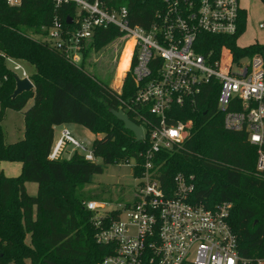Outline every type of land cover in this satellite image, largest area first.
<instances>
[{
  "label": "trees",
  "instance_id": "16d2710c",
  "mask_svg": "<svg viewBox=\"0 0 264 264\" xmlns=\"http://www.w3.org/2000/svg\"><path fill=\"white\" fill-rule=\"evenodd\" d=\"M136 6L142 15L135 23L147 26L150 7L140 1ZM56 14L65 25L63 10L57 13L50 0H23L20 7H10L0 0V121L7 110L23 112L29 100H34L23 113L21 140L7 143L0 125V264H100L113 249L97 243L94 213L85 206L92 200L83 189L110 165L134 161L133 176H141V154L149 148L148 135L137 142L111 113L121 110L143 126L127 108L134 96L130 78L118 93L109 83L90 75L83 65L72 64L39 39ZM246 19L243 10L235 36L202 34L199 40L203 51H213L218 58L226 47L236 61L256 54L264 56V46L238 44ZM118 37L115 28L98 31L84 52V61L92 50L99 51ZM127 56L128 47L120 62V77L128 67ZM9 58L35 68L30 76L34 91L15 99L16 75L8 67ZM217 97L216 89L210 87L198 98L196 108H174L172 122L191 120L193 128L183 148L158 156L160 179L167 188L178 173L195 176V201L211 209L230 203L229 223L238 236L240 254L264 259V172L256 170L257 147L244 133L225 130ZM66 124L82 126L101 136L92 144L100 163L88 162L78 153L70 159L49 160L55 127ZM2 162L22 163L21 174L6 176ZM27 183L38 185L37 195L28 193Z\"/></svg>",
  "mask_w": 264,
  "mask_h": 264
},
{
  "label": "built area",
  "instance_id": "2783aa9c",
  "mask_svg": "<svg viewBox=\"0 0 264 264\" xmlns=\"http://www.w3.org/2000/svg\"><path fill=\"white\" fill-rule=\"evenodd\" d=\"M50 1L57 13L63 10L65 25L56 14L41 40L72 64L81 66L87 46L102 29L115 28L131 45L128 67L113 89L121 93L125 81L132 80L134 96L127 108L143 122L149 148L141 154L144 170L134 177L137 190L130 202L114 209L97 201L85 205L94 213L97 243L113 249L100 264H264L263 258L240 254L229 223L230 203L211 209L195 201L193 175L178 173L165 188L157 163L160 154L183 148L193 128L191 120L172 122L174 108H196L211 87L225 130L247 136L257 147L256 170L264 172V56L236 61L224 47L216 58L213 51H203L199 40L202 34L237 35L243 11L239 0ZM138 1L150 7L147 26L135 23L142 15ZM4 2L20 7L23 0ZM7 63L16 76L31 80L20 62L9 58ZM68 145L86 161L98 162L92 148L68 128L54 141L49 160L63 159Z\"/></svg>",
  "mask_w": 264,
  "mask_h": 264
},
{
  "label": "rangeland",
  "instance_id": "374dc122",
  "mask_svg": "<svg viewBox=\"0 0 264 264\" xmlns=\"http://www.w3.org/2000/svg\"><path fill=\"white\" fill-rule=\"evenodd\" d=\"M239 2L240 6L247 11L246 29L238 39L239 45L241 47H248L254 44L264 46V0H239ZM127 47L128 45L126 46L124 41L118 37L101 50H92L86 60L84 61L83 59L81 65L90 75L99 81L109 83L111 88L117 89L122 78L119 76V66ZM21 64L29 76L35 72V68L30 64L25 62ZM8 67H11L10 63H8ZM19 74L21 75V73ZM33 104L34 100L31 99L23 112L6 111L4 120L0 121V125L4 129L7 143H15L23 138L25 129L23 113L31 108ZM78 129L81 133L77 138L91 150L93 138L89 134V130L81 126H78ZM74 136L76 137L75 134ZM59 137L60 134L57 135L55 141ZM74 154V147L68 145L63 154V159H70ZM98 162L100 163L101 160L99 159ZM134 163V161H131L129 164L110 165L104 174L97 175L94 178L93 184L84 187V193L92 201L106 204L108 209H114L119 204L130 202L137 190V180L133 176ZM20 165L22 164L18 162H5L1 170L6 176L18 177L22 172V168L20 171ZM26 187L30 195H37V184L27 183Z\"/></svg>",
  "mask_w": 264,
  "mask_h": 264
},
{
  "label": "water",
  "instance_id": "95a60500",
  "mask_svg": "<svg viewBox=\"0 0 264 264\" xmlns=\"http://www.w3.org/2000/svg\"><path fill=\"white\" fill-rule=\"evenodd\" d=\"M68 23H71V19L67 20ZM16 80V89L13 93V99L22 95L23 93L32 92L35 89L34 83L28 78H20L15 76ZM111 113L122 123H124L125 129L132 132L137 142H142L144 140V133L142 128L134 123L126 114H124L121 110H111Z\"/></svg>",
  "mask_w": 264,
  "mask_h": 264
},
{
  "label": "crops",
  "instance_id": "0c3cea01",
  "mask_svg": "<svg viewBox=\"0 0 264 264\" xmlns=\"http://www.w3.org/2000/svg\"><path fill=\"white\" fill-rule=\"evenodd\" d=\"M243 10L246 12V14H247V11L243 8ZM239 44V43H238ZM78 126L79 125H76V124H66V125H61V126H57V127H55V139H56V137H57V135H59L60 134V132L62 131V129L63 128H68V129H70L75 135H76V137H78L79 136V134L81 133L80 131H79V129H78ZM82 127V126H81ZM59 129V130H58ZM57 130H58V134H57ZM90 132V131H89ZM90 135H91V137L93 138V142H94V140L98 137V136H96V135H94L93 133L91 134V132L89 133ZM23 137H24V135H23ZM100 137V136H99ZM22 139V138H21ZM21 139H19V140H21ZM18 140V141H19ZM4 163L5 162H2L1 163V168L3 169V165H4ZM20 164H22V163H20ZM20 167V171H21V168L23 167V164L22 165H20L19 166ZM8 177H10V176H8Z\"/></svg>",
  "mask_w": 264,
  "mask_h": 264
},
{
  "label": "bare ground",
  "instance_id": "6f19581e",
  "mask_svg": "<svg viewBox=\"0 0 264 264\" xmlns=\"http://www.w3.org/2000/svg\"><path fill=\"white\" fill-rule=\"evenodd\" d=\"M130 49H131V45L129 44L128 45V59H129V56H130Z\"/></svg>",
  "mask_w": 264,
  "mask_h": 264
}]
</instances>
